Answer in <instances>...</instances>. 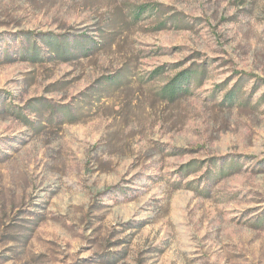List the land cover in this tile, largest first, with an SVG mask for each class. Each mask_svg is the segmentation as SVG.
<instances>
[{"label": "rangeland", "instance_id": "1", "mask_svg": "<svg viewBox=\"0 0 264 264\" xmlns=\"http://www.w3.org/2000/svg\"><path fill=\"white\" fill-rule=\"evenodd\" d=\"M0 264H264V0H0Z\"/></svg>", "mask_w": 264, "mask_h": 264}, {"label": "trees", "instance_id": "2", "mask_svg": "<svg viewBox=\"0 0 264 264\" xmlns=\"http://www.w3.org/2000/svg\"><path fill=\"white\" fill-rule=\"evenodd\" d=\"M140 12V10H139ZM44 42L48 45L47 54L51 57H58V58H68L72 54L70 52L69 44L67 43L64 38H57L55 36H45ZM83 47V46H82ZM30 54L31 60H37L39 58V47L34 42L31 48V51L28 50L27 52ZM197 68H186L185 70L181 71L176 77L172 78L166 85L165 91L171 97L175 98L178 95L187 93L189 90V81L196 76ZM203 73V71H202ZM201 75V74H200ZM242 81V77L239 78L238 82L234 85L233 88L229 89L224 97L223 101L228 103H235L239 99H241V95L239 94V83Z\"/></svg>", "mask_w": 264, "mask_h": 264}]
</instances>
